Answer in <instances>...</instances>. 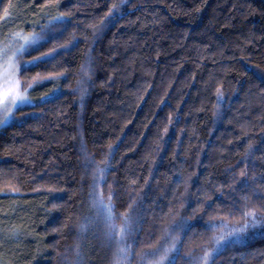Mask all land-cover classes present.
Segmentation results:
<instances>
[{
  "label": "trees",
  "instance_id": "obj_1",
  "mask_svg": "<svg viewBox=\"0 0 264 264\" xmlns=\"http://www.w3.org/2000/svg\"><path fill=\"white\" fill-rule=\"evenodd\" d=\"M33 1L48 11L47 0ZM112 3L58 0L71 24L30 55L56 49L22 78L59 73L61 94L19 110L0 134V193L9 183L23 195L12 202L41 205L43 252L27 264H74L77 247L80 264H117L120 237L96 218L94 182L117 224L131 218L119 264H146L166 233L175 264H193L226 231L210 225L244 223V203L264 208L252 194L264 193V0H128L118 19ZM262 232L226 237L214 264H264Z\"/></svg>",
  "mask_w": 264,
  "mask_h": 264
},
{
  "label": "snow or ice",
  "instance_id": "obj_2",
  "mask_svg": "<svg viewBox=\"0 0 264 264\" xmlns=\"http://www.w3.org/2000/svg\"><path fill=\"white\" fill-rule=\"evenodd\" d=\"M128 0H119V3H112L111 8L108 10V16H114V18H122L123 13L121 9L125 6ZM58 0H47L44 4V8L48 9L46 15H48V23L40 27V31H36V25H32V30L30 32H25L22 28L11 33L7 39H0V128L7 126L12 119H14L13 113L18 111L22 106L33 105V100L29 96L28 89L33 87V82L38 79L42 82L43 77L37 73L36 77L32 78V82L26 85L22 84L21 80V60L23 59L26 52L32 49L39 50L41 42L49 39V33L54 31L58 26H69L71 21L66 18V13L59 10L56 5ZM3 5V0H0V6ZM17 5L9 0L7 6L3 7V16L0 19L8 18L10 19L15 15ZM56 14L53 15L52 13ZM108 17L106 16L105 19ZM103 24V21H101ZM94 30L97 26H93ZM66 30V28H65ZM66 47V45H61ZM56 49H49L48 52H41L39 56L33 57L30 61H24V71L27 72L28 68L37 65L44 58H51V54L55 52ZM92 71V58L88 56L85 62L80 66L81 79L77 81V91L83 95L87 92L86 85L90 82V72ZM49 77H59V73H49ZM48 94H45V102H47ZM223 93L217 90L218 101H222ZM167 131V129H165ZM251 149V146H249ZM82 148L86 151V145H82ZM93 163H95L93 161ZM241 175H245L241 172ZM264 179V177H262ZM245 188H252V185L246 180L243 182L241 190ZM7 193H16L20 191L18 187H14L9 183H6ZM4 189H0L3 191ZM253 195H257L258 199H264V193H257L253 190ZM92 204L96 209V218H100L104 221L108 231L106 235L110 239H114L119 234L118 243L121 245L119 249V257L117 264L120 260H126V248L123 247L125 243V236L131 231V218L124 216V224L121 226L116 223L117 216L115 215L113 209L114 205L111 203V198L107 200L102 191L97 190V184L94 182L93 189L90 194ZM245 201L249 199L248 195L243 197ZM242 214V219L244 223L239 226H233L226 220H221L218 224L210 225V228H222L226 231L221 232L219 235L212 238V247H206L203 249V254L199 257H191L193 264H214V260L223 248L222 241L226 237L235 236L237 242H243L242 233H246L249 228L255 229L257 226L264 225V208L260 209V214L258 215L257 208L255 206L244 203L239 209ZM230 215H235V213H230ZM87 227L86 224L81 225V229L84 230ZM264 235V232L260 233ZM167 238L164 244H161L154 251L144 254L143 259L146 264H175L176 257L170 258V253L176 251V237L172 236L171 233H166ZM78 259L74 264H80L79 247L76 249ZM0 264H5L3 260H0Z\"/></svg>",
  "mask_w": 264,
  "mask_h": 264
},
{
  "label": "rangeland",
  "instance_id": "obj_3",
  "mask_svg": "<svg viewBox=\"0 0 264 264\" xmlns=\"http://www.w3.org/2000/svg\"><path fill=\"white\" fill-rule=\"evenodd\" d=\"M14 4L18 6L15 15L0 21V39H7L11 33L21 28L25 32H30L33 24L36 25V31H40V27L48 23L49 17L46 15L48 11L38 9L33 0H18ZM56 29L49 33V38L55 34ZM34 51L35 49L26 52L21 60L20 76L24 85L27 84L22 78L24 61L32 60L30 55ZM28 92L33 105L22 106L19 110L44 102L45 94H48L47 100L59 96L61 94L60 78L33 82V87L28 89ZM18 111L13 113L14 119L7 126L0 128V134L6 127L22 120L23 117L18 114ZM21 196L23 195L18 193H0V260H3L5 264H25L31 258L38 259L43 252V243L34 230L41 222V205L36 201H11L12 198L17 199Z\"/></svg>",
  "mask_w": 264,
  "mask_h": 264
}]
</instances>
